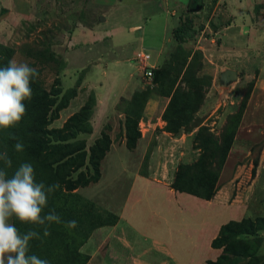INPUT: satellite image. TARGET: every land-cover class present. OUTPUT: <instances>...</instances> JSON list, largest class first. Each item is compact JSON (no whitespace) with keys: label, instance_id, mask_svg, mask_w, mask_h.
I'll list each match as a JSON object with an SVG mask.
<instances>
[{"label":"rangeland","instance_id":"obj_1","mask_svg":"<svg viewBox=\"0 0 264 264\" xmlns=\"http://www.w3.org/2000/svg\"><path fill=\"white\" fill-rule=\"evenodd\" d=\"M8 1L10 3H6V0H0V43L16 50L12 60L18 63H27L30 67L37 70V77L42 82L43 88L54 92L62 91V94L58 97L59 101L66 95V107L59 111V119L53 121L49 129L62 128L67 120L78 113L87 103L91 105L96 101V105H98V96L92 89L93 84L96 85V83L107 79L103 83L102 90L103 96L106 94L108 96L112 92L111 89L116 87L117 81L121 79L119 77H123L126 81L129 80V85H126L128 91L123 94L129 101L122 98V100L117 102L106 104L105 107L108 109L106 111L105 109L100 110V113L95 109L91 120L93 133H83L78 136L79 140L86 142L88 154H90V150L96 141L101 138L103 131H106L105 133L110 136L112 142L110 151L101 162L100 180L88 187L78 189L77 193H75H79L86 198L82 212L88 218L92 217L91 220L93 222L89 219L86 223L88 225L94 224L91 227H95L88 241L81 248V253L86 258L95 256L92 264H98L96 257L97 245L101 244L100 246H102V243L104 245L107 239L100 238L97 240V238H94V241H90V239L93 238L98 228H100V224H103L102 222L106 218L109 221L108 224H112L115 221L112 215L114 217L115 215L119 217L120 214L124 216L125 209L126 218H132V223L134 222L133 224L139 229L138 232L149 235L151 230L160 239L170 240L169 243L174 250L180 248V241H183L184 245L186 243V238L181 237L182 231L180 230L186 232L189 227H192L190 231L192 233L195 229H198V223H201L205 218L207 219L203 213L197 214L193 222L192 214L187 213L188 216L178 214L177 206L169 208L165 197L163 200L160 192H158V195H155V193L150 195L149 193L150 197L146 194L145 197L139 199L138 203L131 202L132 199L129 201L134 177L132 174H143L146 173L148 167L154 166V164L158 166L160 162L165 161L169 150H163L162 148L154 150L157 146L155 142H158L156 134L161 135V131L158 129L155 133H153L154 130L149 132L147 117H144L139 124L142 134L141 139L143 137L145 139L143 141L140 139L135 149H129L125 136L126 118L130 116L129 114L134 113L135 106L140 112L141 108L145 107L144 101L147 97L148 100L151 97L158 96L160 93L156 91V88L158 91L163 89L169 92L175 81L178 80L180 82V69L185 64L182 77L184 73L188 72L189 87L193 85L199 88L201 93L205 94V101L208 98L209 100L213 99V108L205 115V111H202L205 105L204 101L203 106L193 116L189 126L184 128L180 137L189 135V141H187L188 146H186L185 141L181 143L180 163H196L202 154L200 149L202 137L210 134L215 138L221 137L228 123L232 121L229 133L232 132V127L234 126V147L230 151L222 172L220 191L218 192L220 197L226 200H217L213 205L212 210H214L213 213L217 218L215 223L221 222V219L223 221L228 218L229 205L235 203V200L238 205H248L249 218L264 217V96L262 99L260 95H253L258 70L253 64L250 66L247 63L242 64L236 70L240 79L234 81L231 84L232 86L229 85L231 88L226 87L223 89L217 83L213 87L211 74L215 73V70L208 69V65L204 64L206 60L208 62L205 55L207 54L209 57L213 44L211 41L213 37L209 33L210 30L204 31L206 22L200 18L196 20L195 18H190L194 23V29L198 31L196 36L187 41L176 40L177 43H174L170 48V57H168L169 59L163 66L166 67L170 64L172 59L176 60L163 74L161 83L154 84L155 77L148 79L145 76V72L150 69L143 68L139 70L140 65L135 63L124 64L118 66L119 68L109 66L108 71L111 70L110 78L103 76L102 72L106 71H96L92 66L93 62L86 66L87 62L85 61H87L88 57L94 56V54L86 51L80 52L84 45L91 43H101V47L98 48L101 52H106L108 49L109 38L106 37L102 40L98 33L94 34L95 37L91 39V43L85 42L86 38L82 32L85 34H89V32L84 29L95 28V31L114 34V46L123 45V43L131 44L132 48L127 47L125 52L128 53V57L136 56L137 52L141 50L140 39H142V43L146 45V49L143 48V50L151 55V63H154L159 55L157 44L162 40V35L159 34L158 37L152 35L153 30L145 27L147 23L149 26V22H140L141 16L139 12L137 14V11H140L139 8L135 10L132 9L131 5L125 6L120 2L116 3L112 8L109 5L99 4L101 1L107 3L110 0ZM183 1L187 2L189 0ZM261 2H263L262 5L256 7V13H259L262 9L264 10V1L261 0ZM105 14L111 19L110 22L100 20V17L105 18ZM178 15L180 17V14ZM186 15L188 14L185 13L181 17L182 23L188 19ZM112 16L114 19H112ZM262 19L264 18L262 17ZM160 20L156 21L158 25L162 23ZM139 22L144 25L143 28L145 27V29L134 33L131 32L130 27ZM214 40L217 44L221 43V41L218 43L216 38ZM149 43H153L150 45V50L147 49V44ZM93 45L91 49L94 51L97 45ZM115 53L117 54V51ZM189 54H197L199 57L193 61L191 57L185 63V58ZM104 55L109 56V53ZM104 55L101 62L106 64ZM202 56L203 59L201 58ZM137 58L140 60L139 57ZM68 59H71L70 64L66 61ZM161 61H163L162 58ZM163 66L160 68H164ZM210 82H212L211 85ZM137 84H141V87L133 93L132 89ZM96 87L98 86L96 85ZM188 89L186 86L185 90L180 92L182 94H179V98H186L183 93L188 92ZM132 98L133 101L130 102ZM216 98L221 100V107L218 105L219 102L216 101ZM195 102L193 105L197 104V101ZM106 112H109L108 116L104 114ZM158 118L155 119L156 122L160 121V119L162 120V116ZM163 123V130L165 131L166 123ZM185 153L188 154L186 159H183ZM171 157L173 158L172 154L169 158ZM87 162H89V159H87ZM90 169L91 174H93L94 171L92 168ZM84 171L89 173L87 168ZM151 201L159 204L160 210L168 216V221L170 222L168 227L165 224H161L157 214L152 215L151 210L148 211V204ZM187 202L189 203V201ZM167 216L164 217L167 218ZM131 233L138 243L137 247L134 245L137 251L136 254L147 249L149 246H147V243L151 241L146 240L142 236L138 237L136 233ZM262 236L264 238V232ZM79 242H83V240ZM187 243H190L189 240H187ZM187 249L191 251L192 245H189ZM188 250L181 254L186 260H189L188 257L185 258L189 252ZM176 254H179L178 256L180 257V253L176 252ZM205 255L206 244L202 240L200 258ZM107 256L108 264H113L115 262L114 259L110 257L109 253ZM153 258L156 259V255Z\"/></svg>","mask_w":264,"mask_h":264},{"label":"trees","instance_id":"obj_2","mask_svg":"<svg viewBox=\"0 0 264 264\" xmlns=\"http://www.w3.org/2000/svg\"><path fill=\"white\" fill-rule=\"evenodd\" d=\"M197 32L193 21L188 18L174 30V37L180 41H187L193 39ZM15 53L14 48L0 43V67L6 66ZM191 57L193 61L199 55H187L185 63ZM201 58L203 59V56ZM175 60L172 59L170 64L163 66L164 68L152 70L155 77L154 84L161 83L163 74ZM185 66L186 64L180 69V82L175 81L169 92L163 89L158 91L156 88V91L160 93L156 97L170 99L163 112L162 120L166 123L165 131L174 136L182 134L205 101V94H202L199 88L193 85L189 87V73H184L182 77ZM42 85L38 77L33 79L32 97L24 101L25 115L14 127L0 129V152L6 150L12 160V167L6 169L9 176L20 164L30 163L34 167L37 183L43 182L46 187L53 184L59 185L57 190L48 195L47 205L42 215L54 212L60 216L61 223L49 225L50 235L47 237L43 236L44 226L21 223L15 217H13V224L22 234L30 230L40 233V239L30 241L29 255L35 254L41 259L48 260L49 264H88L90 258H86L81 253V248L86 244L95 227H91L94 224L86 223L89 219L93 222L92 217L88 218L82 212L86 198L75 193L78 189L88 187L100 180L101 162L111 149V138L105 133L106 131H103L101 138L91 148L90 154H88L86 142L78 139L80 134L93 133L91 120L96 101L91 105L87 103L83 106L78 113L67 120L62 128L49 129L53 121L59 119V111L66 107V95L59 101L58 97L62 91H49ZM186 86L189 88L188 92L183 93L186 98H179V94H182L180 92L184 91ZM147 98L144 101L145 107H142L140 112L135 106L134 113L126 118L125 136L127 147L131 150L137 147L138 141L142 138L139 124L145 117L148 101L153 99L151 97L147 100ZM195 101L197 104L193 105ZM231 122L228 123L221 137L215 138L211 134L202 137L200 147L202 154L196 163H180L171 184L174 191L205 201H211L217 196L220 191V178L235 141L234 126L229 133ZM18 141L24 145L22 152L15 151V144ZM3 167V162L0 161V168ZM86 168L89 173L84 171ZM90 168L94 171L93 174ZM112 218L115 219L112 224H108L109 221L106 218L103 224H100V228L116 225L119 217L112 215ZM72 220L77 222V227L66 228V222ZM98 220L100 222L99 217ZM263 232L264 217L228 222L221 227L218 236L212 242V248L221 250V255L216 261L208 260L205 264H264ZM82 240L83 242H79Z\"/></svg>","mask_w":264,"mask_h":264},{"label":"crops","instance_id":"obj_3","mask_svg":"<svg viewBox=\"0 0 264 264\" xmlns=\"http://www.w3.org/2000/svg\"><path fill=\"white\" fill-rule=\"evenodd\" d=\"M108 2L105 3V1H101L99 4L109 5L110 8H112L116 3L120 2L125 6L131 5L132 9L135 10L139 8L140 11H137V14L139 12L141 16L140 22H149V26H151L149 27L147 23L145 27H148L149 30H153L152 35H155L156 37H158L159 34L162 35V40L157 44V52L159 55L157 56L156 61L151 63L152 57L150 54L144 52L143 48L146 49V45H144L142 39H140L141 50L137 52L136 56L132 55L128 57V53L125 52L127 51V47L132 48L131 44L123 43V45L114 46V34L111 32L102 33V31H95V28L84 29L89 32V34L82 32L86 38L85 42L87 41L88 43H91V39L95 37L94 34L98 33V36L101 37L102 40L108 37V43H110L106 52H101V50L98 49L101 47V43L84 45V47L80 49V52L86 51L94 54V56L88 57L87 61H85L87 62L86 66L93 62L92 66L95 70L106 71L102 73L103 76L107 77L111 74V70L108 71L109 66L119 68L118 66L126 65L128 63L140 65L139 70L143 68L150 70L159 69L169 59L170 48L174 43H177V39L174 37V30L181 26V17L186 13L188 14L186 15V18H195V20L200 18L206 22V28L204 31H207V29L210 30L209 33L211 34V37H213L211 39L213 42L211 54H209V57L207 54L205 55L208 62L207 60L204 62L206 66L208 65V69L210 68L212 71L215 70V73L211 74L213 87L217 83L219 86L223 87V89L226 87L231 88V84L234 82L228 85L222 84L220 82L221 74L227 70H233L237 73L238 79H240L239 73L236 71L238 70V67H241L242 64L245 63H247L248 66L253 64L258 70V77L256 78L253 95H260L263 99L264 19H262V17L264 18V10L262 9L259 13H256V7L263 3L261 0L260 2L259 0H189L187 2H184L183 0H110ZM6 3L10 2H7L6 0ZM197 8H200V10H197ZM178 14H180V17H178ZM112 19H114L113 16ZM156 19H161L160 21H162V23L158 25ZM104 20L110 22L111 19L106 15ZM140 22L132 25L130 31L134 33L145 29V27L143 28L144 25ZM214 38L218 40V43L220 41L221 43H215L216 41ZM151 44L153 43L147 44V49H151ZM92 45H97L94 51L91 49ZM115 51H117V54ZM106 53H109V56H105L104 54ZM103 55L106 64L101 62L103 60ZM137 57H139L140 60ZM161 58L163 61H161ZM66 61L70 64L71 59ZM119 78L121 79L115 84L116 87L111 89L112 92L108 95L109 97L107 94L103 96L102 90L103 83H105L107 79L96 83L99 88L93 84L92 89H94L98 96V105L95 107L98 113H100V110L105 109L106 111L108 109L105 107L106 104L117 102L122 98L128 99L123 96V94L128 91L126 85H129V80L126 81L123 77ZM139 87H141V84L135 85L132 89L133 93H135ZM228 91L230 90L228 89ZM169 101V98L156 97L150 99L147 103L145 117L148 118L149 132L154 130L153 133H155L158 129L161 131V135L156 134L158 142H155L157 146L155 145L156 147L154 150L162 148L163 150L168 149L169 151L165 161L160 162L158 166L154 164V166L148 167L146 173L143 174H132L134 177L129 201L132 199L131 202L138 203L139 199L145 197L146 194L149 195L150 193V195H152L155 193V195H158V192H160L163 200L165 197L169 208L175 205L177 206L178 214H184L186 216H188L189 213L192 214V218H194L192 219L193 222L197 217V214L200 215L203 213L207 219L205 218L201 223H198L199 231L198 229H195L190 233L192 227H189L186 232L180 230L182 231L181 237L186 238V243L184 245L183 241H180V248L174 250L169 243L170 240L160 239L158 236L154 235L151 230L149 235L138 232L139 229L133 224L134 222L132 223V218H126L125 209L124 216L122 214L119 215V220L116 225L99 228L93 238L90 239V241H94V238H97V240L100 238L107 239L106 241L104 240L105 242L102 241L104 242V245L103 243L102 246H100L101 244L97 245L96 257L98 264H108L106 259L108 253L115 261L113 264H205L208 260L216 261L222 251L212 248V242L218 236L221 227L232 220L240 221L244 218H249L250 216L248 205H238L235 200V203L229 205L227 221H222L221 219V222L215 223L217 218L212 209L217 200L223 199L220 197V193L213 200L205 201L189 194L176 192L171 188L175 172L180 165V153H182L180 150L181 143L185 141L186 146H188L187 141H189V135H183L181 137L174 136L163 130V120L160 119V121L156 122L155 119L163 115ZM216 101L219 102L218 105L221 107V100L216 98ZM212 108L213 99H206L202 111H205V115H207ZM104 114L108 116L109 112ZM144 139L145 137L141 140L143 141ZM159 151L161 152V150ZM171 154L173 158H169ZM187 154L188 153L184 154L183 159H186ZM191 161L193 160L191 159ZM137 186H139V188H137ZM224 200L226 199L224 198L223 201ZM187 201H189V203ZM148 206V211L151 210L152 215L157 214L161 224H165L166 227H168L170 224L168 216L160 210L159 204L155 201H151ZM164 216H167V218ZM9 223L13 224V218L9 220ZM131 232L136 233V235L138 234V237L142 236L146 240L151 241L147 243V246L149 245L147 249L141 251L139 254H136L137 251L135 250V246L138 243L133 238ZM187 240H189V244L187 243ZM202 240L205 241L206 244V255L200 258ZM189 245H192L191 251L187 249ZM185 250L189 251L187 256H185V258L188 257L189 260L184 259L181 255L184 254ZM176 252L180 253V257ZM154 255H156V259L153 258ZM94 259L95 256H92L88 264H92Z\"/></svg>","mask_w":264,"mask_h":264},{"label":"clouds","instance_id":"obj_4","mask_svg":"<svg viewBox=\"0 0 264 264\" xmlns=\"http://www.w3.org/2000/svg\"><path fill=\"white\" fill-rule=\"evenodd\" d=\"M38 76L35 68L27 63L15 60L0 67V129H8L17 125L26 113L25 100L32 97V81ZM22 142L15 144V151L22 152ZM0 264H49L35 254L29 255L30 241L40 239V233L30 230L21 233L17 227L9 223L13 217L21 223L43 227V236L50 235L48 226L61 223V218L54 212L42 215L47 205L48 195L59 188L58 184L45 186L35 180L34 167L30 163H22L11 176L6 169L12 167L8 152H0ZM68 229H75L77 222L68 221Z\"/></svg>","mask_w":264,"mask_h":264},{"label":"water","instance_id":"obj_5","mask_svg":"<svg viewBox=\"0 0 264 264\" xmlns=\"http://www.w3.org/2000/svg\"><path fill=\"white\" fill-rule=\"evenodd\" d=\"M197 10H200V8H197ZM101 20L103 21L104 18L101 17ZM238 75L233 70H227L226 72L221 74L220 82L224 85L231 84L234 81H237Z\"/></svg>","mask_w":264,"mask_h":264},{"label":"built area","instance_id":"obj_6","mask_svg":"<svg viewBox=\"0 0 264 264\" xmlns=\"http://www.w3.org/2000/svg\"><path fill=\"white\" fill-rule=\"evenodd\" d=\"M145 76H146L148 79L153 78V72H152V70H149V71L145 72Z\"/></svg>","mask_w":264,"mask_h":264}]
</instances>
